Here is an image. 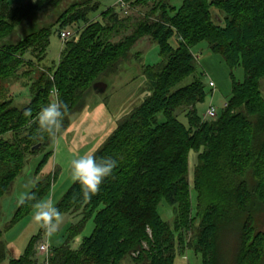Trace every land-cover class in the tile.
<instances>
[{
  "label": "trees",
  "instance_id": "1",
  "mask_svg": "<svg viewBox=\"0 0 264 264\" xmlns=\"http://www.w3.org/2000/svg\"><path fill=\"white\" fill-rule=\"evenodd\" d=\"M65 1L27 0L14 5L0 0V86L7 81L13 86L24 78L21 85L27 86L31 98L22 106L10 93L0 100V201L14 189L34 155L52 144L38 124L39 112L52 102V90L56 88L59 101L68 106L65 130L71 116L85 108L93 85L105 82L121 59L150 39L160 53L159 61L144 66L152 92L92 154L117 162L99 192L84 201L75 181L54 204L61 215L79 219L68 227L63 244L51 246L49 264H121L127 258L134 264H176L183 253L179 245L186 243L180 231L185 224L165 221L159 207H174L186 220L196 218L189 203L191 182L202 208L192 249L202 264H218L220 227L236 224L242 242L237 264H264L262 233L251 237L254 226L249 225L264 206V142H257L264 135V97L259 87L264 79V0H183L180 6L172 0H124L131 11L148 10L144 16L124 15L118 4L103 11L101 20L91 19L99 9L98 0H75L55 23L43 25L38 20L36 28L12 43L13 32L30 15L45 6L56 11ZM81 22L83 26L65 42L56 66L43 65L53 27L58 26L60 33ZM174 38L176 45L171 42ZM203 41L231 69L241 66L245 73L243 82L234 81L228 107L205 121L197 106L210 89L197 71L192 51ZM41 68L54 80L45 71L35 73ZM190 77V83L181 85ZM183 106L192 107L186 121L178 113ZM37 144L41 146L32 150ZM192 151L199 152V161L190 181ZM49 156L42 157L37 174ZM249 171L254 187L243 179ZM56 179L49 175L36 182L12 219L0 226V263L7 258L3 235L50 196ZM90 219L93 232L74 246ZM43 230L9 264H39L35 245Z\"/></svg>",
  "mask_w": 264,
  "mask_h": 264
},
{
  "label": "rangeland",
  "instance_id": "2",
  "mask_svg": "<svg viewBox=\"0 0 264 264\" xmlns=\"http://www.w3.org/2000/svg\"><path fill=\"white\" fill-rule=\"evenodd\" d=\"M14 5H18L26 2L27 0H9ZM75 0H66L62 3L56 11L51 10L48 7H43L40 11L30 15L27 18L25 24L18 26L13 32L11 38L12 43H17L28 34L32 29L36 28L34 24L40 20L43 25L55 23L58 19V14L63 11L68 4ZM99 9L94 11L91 19H102V13L106 9L118 5V0H98ZM183 0H172V4L180 6ZM148 9L137 8L131 11L129 8L123 10L124 15L144 16ZM79 26H83V23H73L66 28L75 31ZM127 32V31H126ZM125 32V33H126ZM171 42L176 45L175 38ZM64 44L59 36V27L54 26L50 37V47L46 60L43 65L49 64V66H56L59 61L60 54ZM192 51L195 55V65L197 66L198 73H201L204 83L207 85L210 92L205 102H201L197 106L199 116L203 117L205 112L212 102L217 107H222L223 103L229 100L233 94L234 81L243 82L245 78L244 69L241 66L231 69L224 58L210 50L206 41H203L192 47ZM28 59L35 61L34 56L27 54ZM160 53L159 46L153 43L150 39H145L140 42L132 51L116 65L114 70L103 78L107 89L104 93H96L92 91L86 98V106L83 110L76 112L70 118V125L67 129L61 131L58 139L53 140L52 144L45 150L39 151L30 160L24 174L17 180L14 189L6 195L0 202V214H4V217L8 218L13 215L14 210L19 203L26 197L29 191L34 187L36 182L47 178L51 175V180L55 178L56 182L52 184V191L50 196L45 201H52L55 204L64 193L75 182L72 178V161L84 154L92 155L98 148H100L106 139L114 132L120 121L124 116L129 114L134 108L139 106L146 97L152 92L151 84L145 76V64H153L159 61ZM48 62V63H47ZM44 68L46 66H43ZM42 70L38 69L36 74H39ZM192 77L188 78L181 85H186L192 81ZM210 80L214 81L216 87L211 88L209 86ZM25 81L22 78L18 84L12 86L9 81L4 82L0 86V100L2 96L10 93L15 99V102L22 106L30 101L29 94L24 95L27 86L21 84ZM260 90L264 97V79L260 81ZM192 110L191 106H183L178 110L180 118L186 121V115ZM257 142L262 144L264 142V135L258 137ZM50 153L48 162L40 169V173H36V168L46 154ZM199 161V152L192 151L189 154V174L190 181H193L194 170ZM264 170V165L262 166ZM240 177L239 179H242ZM250 181L251 187H254V180L251 178V172L249 171L245 178ZM189 203L191 206V212L196 218L189 217L186 220L181 217V213H177L174 207L161 204L159 207V213L162 218L171 223L178 224L184 223L185 225L180 229L183 237L186 239L185 244L179 245L181 252L176 261V264H202V258L196 254L192 249L193 241L197 236L198 225L201 222V207L199 199H196V189L193 183L189 186L188 190ZM192 198V201H191ZM12 207V208H11ZM257 210H254V213ZM257 215L254 216V221H251L249 225L254 226V232L251 233V237L261 232L264 241V206L257 211ZM34 213L23 219L12 230H10L5 236L13 238L18 236L16 240V250L22 254L27 247L29 241L34 235H37L42 226L40 223L34 220ZM79 217H73L67 214L61 215V219L58 224L57 232L49 240L51 246H60L63 244L68 227L77 222ZM182 220V221H181ZM5 221L2 219V222ZM95 228L94 220L90 219L85 227L83 234L76 239V242L72 243L74 246L78 245L77 242L84 236H89ZM220 232V251L218 264H237V255L241 247L239 228L236 225H232L229 228H224L222 225ZM22 230V231H21ZM21 232V233H20ZM45 229L40 235L35 245L36 255L39 259V264H45L43 262V256L39 253V245L43 241L45 236ZM20 233V234H19ZM250 237V238H251ZM249 238V239H250ZM219 239V238H218ZM240 244V246H239ZM264 247V246H263ZM180 250V248H179ZM264 254V248H263ZM10 258V256L8 255ZM264 262V261H263ZM1 264H8L2 262ZM121 264H134L131 259L127 258Z\"/></svg>",
  "mask_w": 264,
  "mask_h": 264
},
{
  "label": "clouds",
  "instance_id": "3",
  "mask_svg": "<svg viewBox=\"0 0 264 264\" xmlns=\"http://www.w3.org/2000/svg\"><path fill=\"white\" fill-rule=\"evenodd\" d=\"M68 110L67 104L60 101L50 102L38 114V124L50 139L56 140L62 131L63 120ZM30 113L25 112V115ZM117 162L111 158H97L84 154L72 161V178L81 187L84 201L95 196L104 182L116 168ZM34 220L45 229L46 237L50 240L57 232L61 214L52 201H41L35 205Z\"/></svg>",
  "mask_w": 264,
  "mask_h": 264
},
{
  "label": "built area",
  "instance_id": "4",
  "mask_svg": "<svg viewBox=\"0 0 264 264\" xmlns=\"http://www.w3.org/2000/svg\"><path fill=\"white\" fill-rule=\"evenodd\" d=\"M118 4L121 6V8H123L124 10H127L128 6L124 0H118ZM74 33L75 31H72L67 28L61 30L59 33V36L63 44H65V42L68 39H70ZM41 70L47 72L49 76L51 77V79L54 80V76L52 73L48 72L44 68H41ZM209 86L211 88L216 87L214 81L212 80H210ZM52 96H53L52 102L57 101V100L59 101V97H58L59 95H58V91L56 90V88L52 90ZM227 107H228V101H225L222 107H217L211 102L205 112V115L203 116V121L217 118L220 115V113L224 111ZM38 250H39V253L43 256L45 264H49V259L52 256V253H51V247L49 244V239L46 237V234L44 236L43 241L40 243Z\"/></svg>",
  "mask_w": 264,
  "mask_h": 264
},
{
  "label": "crops",
  "instance_id": "5",
  "mask_svg": "<svg viewBox=\"0 0 264 264\" xmlns=\"http://www.w3.org/2000/svg\"><path fill=\"white\" fill-rule=\"evenodd\" d=\"M48 63V62H47ZM47 65H49V64H47ZM27 90H25V92H26ZM28 94V91L26 92V93H24V95H27ZM27 196V195H26ZM26 198V197H25ZM24 198V199H25ZM23 199V200H24ZM22 200V201H23ZM21 201V202H22ZM1 202V201H0ZM20 202V203H21ZM20 203H19V205H20ZM18 205V206H19ZM18 206H17V208H18ZM12 208V207H11ZM16 208V209H17ZM16 209L14 210V213H15V211H16ZM14 213H13V215H14ZM13 215L12 216H10L9 217V215H8V218L7 217H4V214H1V221H2V219L4 220V218H5V221L4 222H2L1 223V225L0 226H3L7 221H10L11 219H12V217H13ZM22 231V230H21ZM8 233V232H7ZM7 233H5L4 235H3V240L5 241V244H6V247H5V250H6V253H7V258H6V260L5 261H3V262H6L7 261V263L9 264V260L11 259V258H18L19 256H21L22 254H19L20 252H18L17 250H16V240L18 239V236H13V238H8L7 236H5ZM21 233V232H20ZM19 233V234H20ZM8 255L10 256V258L8 257ZM1 264V263H0Z\"/></svg>",
  "mask_w": 264,
  "mask_h": 264
},
{
  "label": "water",
  "instance_id": "6",
  "mask_svg": "<svg viewBox=\"0 0 264 264\" xmlns=\"http://www.w3.org/2000/svg\"><path fill=\"white\" fill-rule=\"evenodd\" d=\"M93 89L96 93H104L107 89V85L105 82L103 81H99V82H96L94 85H93ZM41 146V144H37L36 146H34L32 148V150L36 149V148H39Z\"/></svg>",
  "mask_w": 264,
  "mask_h": 264
}]
</instances>
